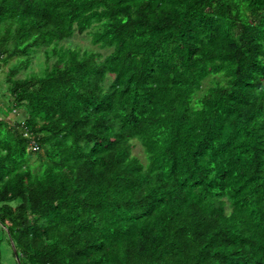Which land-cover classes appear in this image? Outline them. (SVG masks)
<instances>
[{
    "label": "trees",
    "instance_id": "16d2710c",
    "mask_svg": "<svg viewBox=\"0 0 264 264\" xmlns=\"http://www.w3.org/2000/svg\"><path fill=\"white\" fill-rule=\"evenodd\" d=\"M0 55L19 264H264V0H0Z\"/></svg>",
    "mask_w": 264,
    "mask_h": 264
},
{
    "label": "rangeland",
    "instance_id": "374dc122",
    "mask_svg": "<svg viewBox=\"0 0 264 264\" xmlns=\"http://www.w3.org/2000/svg\"><path fill=\"white\" fill-rule=\"evenodd\" d=\"M64 47L70 48V49H79V50H97L95 47H92L89 42V36L88 35H75L71 39L64 42ZM10 64L5 66H0V109L7 107L8 108V97L4 96L6 94V85L4 84V80L6 77L7 68ZM44 69V58L42 53L35 55L33 58L31 67L28 69L27 73H34V74H40L42 70ZM26 73V74H27ZM24 74H20L21 77H23ZM2 111H4L2 109ZM17 114L15 111H11L10 114H8L7 118L14 117V115ZM1 116H6V113H2ZM10 116V117H9ZM12 120V118H11ZM132 154L134 156H137L139 159H143L142 150L139 146H135L132 149ZM35 158L32 157V160ZM143 161V160H142ZM11 244L8 237H4L0 230V249H1V255H2V261L4 264H13V258L11 256Z\"/></svg>",
    "mask_w": 264,
    "mask_h": 264
},
{
    "label": "built area",
    "instance_id": "2783aa9c",
    "mask_svg": "<svg viewBox=\"0 0 264 264\" xmlns=\"http://www.w3.org/2000/svg\"><path fill=\"white\" fill-rule=\"evenodd\" d=\"M0 58H1V55H0ZM23 137H26V138H27L28 136H27V134L25 133V134H23ZM28 148H29V150L32 151V152H35V151L37 150V147H36L34 141H31V142L29 143Z\"/></svg>",
    "mask_w": 264,
    "mask_h": 264
},
{
    "label": "crops",
    "instance_id": "0c3cea01",
    "mask_svg": "<svg viewBox=\"0 0 264 264\" xmlns=\"http://www.w3.org/2000/svg\"><path fill=\"white\" fill-rule=\"evenodd\" d=\"M7 107H5V108H2L4 111H2V109H0V120H4V121H7L8 122V124H9V122L11 121V118H8V119H6L8 116H1V114L2 113H7V109H6ZM10 117V116H9ZM11 123V122H10Z\"/></svg>",
    "mask_w": 264,
    "mask_h": 264
},
{
    "label": "water",
    "instance_id": "95a60500",
    "mask_svg": "<svg viewBox=\"0 0 264 264\" xmlns=\"http://www.w3.org/2000/svg\"><path fill=\"white\" fill-rule=\"evenodd\" d=\"M6 232H7V231H6ZM7 234H8V232H7ZM8 236H9V234H8ZM10 244H11V247H12V249H13V252H14V254H15V259H16V262L19 264V259H18L17 255H16V253H15L14 245H13V243H12V241H11V240H10Z\"/></svg>",
    "mask_w": 264,
    "mask_h": 264
}]
</instances>
